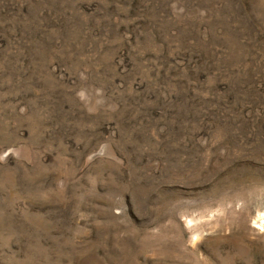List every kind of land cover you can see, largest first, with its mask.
Here are the masks:
<instances>
[{"label": "rangeland", "instance_id": "1", "mask_svg": "<svg viewBox=\"0 0 264 264\" xmlns=\"http://www.w3.org/2000/svg\"><path fill=\"white\" fill-rule=\"evenodd\" d=\"M0 264H264V0H0Z\"/></svg>", "mask_w": 264, "mask_h": 264}]
</instances>
